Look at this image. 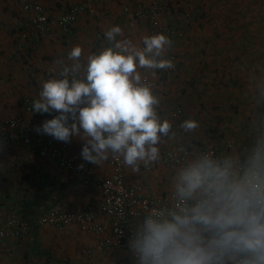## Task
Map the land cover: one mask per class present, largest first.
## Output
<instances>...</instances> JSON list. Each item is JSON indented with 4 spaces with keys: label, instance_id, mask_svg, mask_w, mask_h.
I'll return each mask as SVG.
<instances>
[{
    "label": "clouds",
    "instance_id": "obj_1",
    "mask_svg": "<svg viewBox=\"0 0 264 264\" xmlns=\"http://www.w3.org/2000/svg\"><path fill=\"white\" fill-rule=\"evenodd\" d=\"M104 36L111 46L88 55L86 64L79 45L67 54L70 65L56 61L63 78L43 83L32 110L60 115L36 131L65 143L79 137L85 162L100 165L112 154L139 172L141 162L160 159L158 145L172 129L139 69L173 68L165 58L172 41L157 33L138 46L119 38L118 25ZM180 128L195 132L199 124L188 119ZM171 199L137 223L129 241L136 264H264V136L239 155L193 151L175 172Z\"/></svg>",
    "mask_w": 264,
    "mask_h": 264
},
{
    "label": "crops",
    "instance_id": "obj_2",
    "mask_svg": "<svg viewBox=\"0 0 264 264\" xmlns=\"http://www.w3.org/2000/svg\"><path fill=\"white\" fill-rule=\"evenodd\" d=\"M78 1L34 0L33 2L43 4L45 11L47 9L48 12L59 15L69 5ZM137 1L141 0H107L106 4L99 8L95 19L81 18L69 33L63 35L54 32L52 38L41 42H28L25 47L18 50L16 44H18L19 36L15 35L14 27L24 23L21 16L22 10L13 0H7V2L0 0V121L5 118H26L22 108L24 99L27 97L34 100L39 99L43 83L52 78H59L60 65H57L56 61L72 63L67 54L74 46L82 47L81 63L84 64H86L88 55L98 53L99 50L94 46L95 33L100 32L104 35L109 26L118 25L123 32L120 39L127 38L141 46L144 29L133 22L129 16L122 17L120 14L123 5L132 6ZM12 3L17 7L14 13L18 12L19 17L14 13L10 16V8L14 6ZM7 17L10 18L5 23ZM17 20L21 23L16 22ZM95 21H99L98 28L95 27ZM139 71L141 74L143 72L153 74L154 70L139 69ZM165 79L169 82L166 77ZM254 87L257 90L261 86ZM173 88L176 90L189 89L188 86L183 87L180 82ZM167 90L170 91V89ZM191 93L194 94V90ZM243 93L249 100H252L253 97L250 98L248 94L254 95L255 90L252 86ZM156 95L160 97L157 113L161 120H164L161 103L165 96L158 93ZM249 100H241L244 107ZM50 112L59 113L55 110ZM169 114L171 115V111ZM46 120V116H41L34 124L35 128ZM180 121L183 123V120ZM169 122L172 124L171 133H175V136L172 137L170 133L169 137H162L158 145L160 154L169 149L182 151L184 144L191 146L187 143L191 137L190 132L185 133L180 128L182 123L178 124L171 120ZM68 123L71 125L73 120L70 118ZM84 143L85 141L79 137H72L68 142L66 153L81 157ZM233 154L238 155L237 152ZM93 166L98 173L109 177L110 172L106 161H102L100 165L93 164ZM176 171L159 168L142 178L143 175L133 172L132 168L127 166L126 182L127 184H141L146 191L164 194L173 189V177ZM23 200L26 203L33 202L38 214L41 210L49 208L55 201L62 202L71 209L92 208L99 203L100 194L84 187L79 181H69L65 171L58 166L57 162L41 152L26 150L18 142H0V215L8 214ZM102 220L106 221V219ZM19 240L2 242L0 264H52L54 262L56 264H83L82 250L94 243L93 237L80 233L74 226L61 230L51 226L38 227L23 240ZM34 243L36 250L33 249ZM98 264L133 263L128 255L108 251L101 255Z\"/></svg>",
    "mask_w": 264,
    "mask_h": 264
},
{
    "label": "built area",
    "instance_id": "obj_3",
    "mask_svg": "<svg viewBox=\"0 0 264 264\" xmlns=\"http://www.w3.org/2000/svg\"><path fill=\"white\" fill-rule=\"evenodd\" d=\"M15 1L22 11L28 14L27 22L14 27L15 35L19 36L18 44H16L19 50L28 42H41L52 38L53 27L59 34L64 35L69 33L81 18L93 20L99 8L105 5L107 0H79L53 17H48L39 3L31 0ZM203 12L202 0H141L132 6L123 5L120 10L122 17L129 16L133 22L144 29L143 37L162 33L172 41L171 47L165 54V58L170 59L174 64L173 68L166 69L171 74L178 70V56L175 48L185 41L189 29L195 21L200 19ZM94 40V46L99 51L111 46L100 32L95 33ZM164 70L154 71L153 75L147 72L142 73L147 77L148 82L153 84L154 94L166 84ZM59 78L63 77L59 76ZM34 101L28 97L23 101L22 108L26 118H8L0 121V142H18L26 150L41 152L57 162L58 166L65 171L69 181H79L84 187L100 194L99 203L92 208L71 209L62 202L55 201L49 208L38 213L36 225L51 226L58 230L74 226L80 233L93 237L94 243L81 252L83 264H98L101 255L108 251L128 255L132 263L136 264L135 257L129 248V241L135 227L148 213L170 207L173 189L168 193L158 194L146 191L141 184H127V165L123 163L122 157L109 154L106 165L110 174L109 177H104L95 170L92 163L85 162L78 155L67 154L68 143L58 141L50 135L38 133L34 125L41 116H46L47 120H50L60 114L36 112L32 110ZM170 117L173 120L185 118L182 107L173 108ZM193 151L212 152L218 155L216 148L205 146L183 149L179 152L169 149L160 154V159L148 167L141 162L139 173L147 176L159 168L176 171ZM80 165L83 167H79ZM29 228L27 221L13 214L0 215V248L4 241L20 239Z\"/></svg>",
    "mask_w": 264,
    "mask_h": 264
},
{
    "label": "trees",
    "instance_id": "obj_4",
    "mask_svg": "<svg viewBox=\"0 0 264 264\" xmlns=\"http://www.w3.org/2000/svg\"><path fill=\"white\" fill-rule=\"evenodd\" d=\"M232 0H202L204 5V12L199 20L195 21L191 29L187 33L185 39L184 49L186 54L194 55L187 56L193 58L192 63L195 61V65L198 69V74L192 78V74L188 73V62L182 61L179 56L177 57L178 70L171 74L164 70V77L168 78L172 82L183 81L187 86H190L194 90L193 98L194 102H197L200 108H197L196 112L198 116L202 115L205 120L213 125V128L209 130L205 129L203 132V140L207 137L216 135L222 128L233 125V130L228 134V138L241 144L239 151L234 153L243 154L245 150H248L250 144H254L255 141L261 136H264V86L258 88L252 97H257L258 101L253 102L244 95V90H248V86L255 82L254 68L249 67L248 61L254 62V59L248 60L245 57V51H249L247 45L243 46V38L241 35L235 36L234 39L225 38L229 33H238V27L243 26L241 33H244V28L250 25L249 20H242L240 25L230 24L234 23L235 9H229L228 2ZM240 1V2H239ZM244 0H234L242 7ZM264 1V0H262ZM232 2H230L231 6ZM243 16L245 14L243 13ZM264 14L258 15L257 20L261 22V18ZM226 42L223 41V38ZM222 39V40H221ZM238 39L241 41L242 52L237 49ZM221 40V42H220ZM220 42V44H219ZM253 49V48H252ZM206 55V56H205ZM157 69L154 71H159ZM154 71H152L154 73ZM153 75L152 73H150ZM185 85V87H187ZM199 86V87H198ZM192 90V91H193ZM198 91V93L196 92ZM246 93V92H245ZM218 98V106L216 111L212 109V104ZM192 99V98H191ZM249 100L250 108L243 106L241 100ZM252 105V106H251ZM255 105V106H253ZM245 108L250 110V114H246ZM202 109V110H201ZM242 113H240V110ZM195 116L194 120L199 121V117ZM179 120H173L180 124ZM200 127V124H199ZM200 136V138L202 139ZM197 143V142H196ZM253 146V145H252ZM251 146V147H252ZM20 205L8 212V215L13 214L29 223V230L20 238L23 240L27 235L37 230L38 226L35 221L38 217L36 210L34 209L33 202L26 203L21 201ZM14 240V241H18ZM36 250L34 243L33 249ZM56 264V262L52 263Z\"/></svg>",
    "mask_w": 264,
    "mask_h": 264
},
{
    "label": "rangeland",
    "instance_id": "obj_5",
    "mask_svg": "<svg viewBox=\"0 0 264 264\" xmlns=\"http://www.w3.org/2000/svg\"><path fill=\"white\" fill-rule=\"evenodd\" d=\"M13 1L16 3L15 0H13ZM31 1H34V0H31ZM6 2H7V0H6ZM230 2H232L231 6H230ZM230 2H228L229 9H235L236 10L235 15H234V20L233 19L231 20V21H234V23H230V24L240 25L242 23V20H249L251 22L250 25H247L248 27L244 28V33L240 34V31L242 30L243 26H239L238 27V30H239L238 33H229L227 35V37H225V38L231 37V39H234L235 36L241 35V37L244 40L238 39L239 43H237V48H238L237 50L239 52H242V50H243L242 46L240 44L242 40L244 42L242 44L243 46L247 45L248 47L253 48V49L249 48L248 49L249 51H245L244 54H245V57L248 58L247 61L254 59V62L248 61L249 67L251 69L254 68V71H256L255 82H253V84L251 83L248 86V89L253 86V89L255 90V93H256V89L254 86H256V85L257 86L260 85L261 87L264 86V17H262L260 19L261 22H259V20H257L258 15L264 14V1H262V0H244L242 2V7L240 5H238L236 2L233 5L234 0H232ZM17 5L19 6V4H17ZM10 6H12V5H10ZM19 8H21V7L19 6ZM10 10H11L10 11L11 12L10 16H11L14 13V11L17 10V7L14 5V6H12V8H10ZM45 13L48 15V17H53L55 15V14L48 12L47 9H46ZM243 13L245 14V16H243ZM14 14H16V16L19 17L18 12L14 13ZM21 16L24 19V23L27 22L28 14L21 11ZM9 18L10 17H7V19H5L6 20L5 23H7V20ZM16 22L21 23L19 20H17ZM98 22L99 21L94 22L96 28L99 27ZM24 23H21V24H24ZM109 27H111V26H109ZM53 30L55 33L57 32V29L54 27H53ZM102 31L104 32V30H102ZM186 37H187V35H186ZM222 39L224 42H226L224 40V37ZM221 40H220V42H221ZM185 42L186 41H184L180 46L175 48V52L178 56L180 55L179 58H181L182 61H184V59H185V62L186 61L188 62V64H187L188 73H191L192 78H193V77H195L196 74H198V69H197V66L195 65V61H194V63H192V60H194V59L187 57V56L192 57L194 55L193 54L189 55L188 53L186 54V50L184 49ZM220 42H219V44H220ZM167 80H168V78H167ZM180 84L183 87H185V85H186L183 81H180ZM174 85H178V81L175 84L172 81L166 82V84L162 88H159L158 90H156V93L162 94L163 96H165L164 99L162 100V103H161V107H162V111H163L162 112V119L163 118H164V120L170 119L173 122V119L170 117L169 113L176 106H180L183 109V113H184V117H185L182 119L183 122L185 120H188V119L194 120L195 116H198L196 110H197V108H200L198 103L194 102L193 95H196V94L191 93L193 89L190 86H188L189 89L181 88L179 90L178 89L176 90L175 88H173ZM171 88L173 90H171ZM167 89H170V91H168ZM172 91H174V93H172ZM196 92L198 93V91H196ZM248 95L251 96L252 94H248ZM213 100H216L212 104V106H213L212 109L215 112L217 110L216 107L219 105L218 104V98H215ZM252 101L257 102L258 98L253 97ZM253 106H255V105H253ZM246 107L250 108L249 103L246 104ZM242 110L243 109L240 110V113H242ZM243 111H246L245 112L246 114H250V110H248L247 108H245V110H243ZM168 114H169V118L167 116ZM198 117H199V121H197V120H195V121L198 124H200V127L195 132H190L191 137H190V139H188L187 143H190L191 146L189 147L187 144H184L185 146L183 149H192V148L198 147V146L213 147V148H216L218 150V155H228V154H233V152H235V151H239L238 148H240L241 144L238 142L236 144L235 141H232L228 138V134H230L232 132V130H233L232 128H233V126H235V123L233 125H229L231 128L226 127L225 132H224V128L221 127V129L218 131V133L216 135H213L212 137H207V139L205 141H203V137H202L203 135L202 134L205 131V129L209 130L210 128H213L214 126L211 125V123L208 122V120L206 121L202 115H200ZM5 119H8V118H5ZM200 136L202 137V139L200 138ZM260 137H261V135H260ZM252 145L253 144H250V146L248 148H251ZM141 177L143 178L144 176H141ZM166 189H169V187L168 188L166 187ZM4 215L7 216L8 214H4Z\"/></svg>",
    "mask_w": 264,
    "mask_h": 264
}]
</instances>
